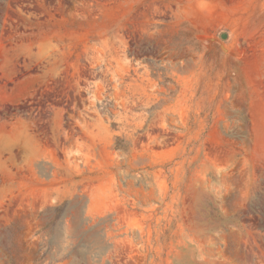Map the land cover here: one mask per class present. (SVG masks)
Returning a JSON list of instances; mask_svg holds the SVG:
<instances>
[{
    "label": "rangeland",
    "instance_id": "1",
    "mask_svg": "<svg viewBox=\"0 0 264 264\" xmlns=\"http://www.w3.org/2000/svg\"><path fill=\"white\" fill-rule=\"evenodd\" d=\"M0 264H264V0H0Z\"/></svg>",
    "mask_w": 264,
    "mask_h": 264
},
{
    "label": "water",
    "instance_id": "2",
    "mask_svg": "<svg viewBox=\"0 0 264 264\" xmlns=\"http://www.w3.org/2000/svg\"><path fill=\"white\" fill-rule=\"evenodd\" d=\"M228 36V34L227 33H222L221 34V37L224 39V38H226Z\"/></svg>",
    "mask_w": 264,
    "mask_h": 264
}]
</instances>
